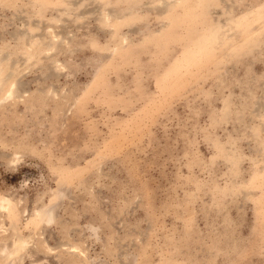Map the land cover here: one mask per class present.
<instances>
[{"label": "rangeland", "instance_id": "obj_1", "mask_svg": "<svg viewBox=\"0 0 264 264\" xmlns=\"http://www.w3.org/2000/svg\"><path fill=\"white\" fill-rule=\"evenodd\" d=\"M0 264H264V0H0Z\"/></svg>", "mask_w": 264, "mask_h": 264}, {"label": "bare ground", "instance_id": "obj_2", "mask_svg": "<svg viewBox=\"0 0 264 264\" xmlns=\"http://www.w3.org/2000/svg\"><path fill=\"white\" fill-rule=\"evenodd\" d=\"M14 85V84H13ZM6 89V88H5ZM6 91V90H5ZM15 86H11L10 90L5 94L4 99L1 101V103L6 102L14 97L15 94Z\"/></svg>", "mask_w": 264, "mask_h": 264}]
</instances>
